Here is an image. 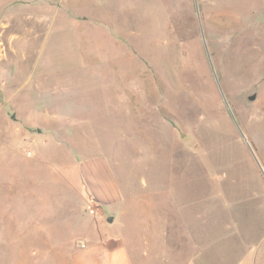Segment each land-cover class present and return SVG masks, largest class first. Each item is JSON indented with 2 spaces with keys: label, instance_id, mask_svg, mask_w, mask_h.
<instances>
[{
  "label": "rangeland",
  "instance_id": "rangeland-1",
  "mask_svg": "<svg viewBox=\"0 0 264 264\" xmlns=\"http://www.w3.org/2000/svg\"><path fill=\"white\" fill-rule=\"evenodd\" d=\"M26 1L0 12V264H74L118 231L133 264H261L264 0ZM90 163L120 219L82 212ZM55 202L78 215L33 221Z\"/></svg>",
  "mask_w": 264,
  "mask_h": 264
},
{
  "label": "crops",
  "instance_id": "crops-1",
  "mask_svg": "<svg viewBox=\"0 0 264 264\" xmlns=\"http://www.w3.org/2000/svg\"><path fill=\"white\" fill-rule=\"evenodd\" d=\"M28 3L26 0H0V12L3 9H22V7H25V5ZM25 59L21 58L20 61H24ZM87 168H83V173L85 176V184L89 190V193L91 197L96 200V204L93 205L89 202H85L84 209L82 212L86 213L87 211L91 214H95V219L97 220H103L104 216V210H112L108 214H115L113 216V219L117 216L119 219L124 215L125 211V205L123 202H115V200L118 198V194L114 195L115 189L114 184L115 182L113 179H110L108 176V171L102 168L94 167L92 163H90ZM112 192L111 194L109 192ZM117 193V191H116ZM54 204V202H51V204ZM57 204L56 207L52 206L51 211H45L43 214L42 209L37 210L36 218L33 220L36 223H41L42 220L38 219V216L44 215L46 219H48V223L55 222V218H62V220L71 219L72 216H76L77 211H71V212H60L58 209L59 202H55ZM146 203V202H145ZM49 204H47L48 206ZM113 205L116 207V213L113 211ZM148 212L150 213L147 217V226L146 229L148 232H154L155 230H158L162 237H166V234H168V231H166L167 226L166 225V213L167 211L170 212V210H167L165 207H162L159 210H155L156 206L152 202L146 203ZM37 207H39L38 204H36ZM86 206V207H85ZM104 207V208H101ZM134 208V206H133ZM153 211V212H152ZM114 212V213H113ZM159 214H157V213ZM155 213V214H154ZM78 215V214H77ZM81 215V213L79 214ZM106 218V216H105ZM112 219V220H113ZM58 221V220H57ZM43 222V221H42ZM59 222V221H58ZM102 223V222H101ZM123 224V223H122ZM135 229V227H134ZM123 234L122 232L118 231L116 235V239L114 243H108V240L106 237L102 236L100 239H91L90 243L88 245H85L81 248H74L72 251V259L74 264H133L131 263L127 251L125 249L124 242L122 240ZM261 264H264V259L261 261ZM241 264H249L247 262H242Z\"/></svg>",
  "mask_w": 264,
  "mask_h": 264
},
{
  "label": "water",
  "instance_id": "water-1",
  "mask_svg": "<svg viewBox=\"0 0 264 264\" xmlns=\"http://www.w3.org/2000/svg\"><path fill=\"white\" fill-rule=\"evenodd\" d=\"M203 42H204L205 51H206L207 57H208V59H209V62H210L211 68H212V70H213V72H214V69H213V66H212V64H211L210 56H209V53H208V50H207V46H206V43H205V40H204V39H203ZM214 74H215V73H214ZM219 88H220V86H219ZM222 94H223V93H222ZM248 98H249V100H253V99L255 98V93L250 94V95L248 96ZM224 100H225V98H224ZM225 104H226V106H227L229 112H231L230 107H229V105H228V103H227L226 100H225ZM231 114H232V112H231ZM232 116H233V115H232ZM233 118H234V117H233ZM234 119H235V118H234ZM244 138H245V137H244ZM112 219H113V216H109V217L107 218V221L111 222Z\"/></svg>",
  "mask_w": 264,
  "mask_h": 264
},
{
  "label": "built area",
  "instance_id": "built-area-1",
  "mask_svg": "<svg viewBox=\"0 0 264 264\" xmlns=\"http://www.w3.org/2000/svg\"><path fill=\"white\" fill-rule=\"evenodd\" d=\"M26 153L29 155L30 154V151H27Z\"/></svg>",
  "mask_w": 264,
  "mask_h": 264
}]
</instances>
